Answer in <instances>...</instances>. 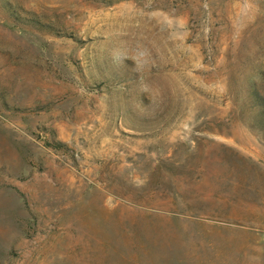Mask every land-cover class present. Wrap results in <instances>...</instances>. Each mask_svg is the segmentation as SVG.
Here are the masks:
<instances>
[{
  "label": "rangeland",
  "instance_id": "rangeland-1",
  "mask_svg": "<svg viewBox=\"0 0 264 264\" xmlns=\"http://www.w3.org/2000/svg\"><path fill=\"white\" fill-rule=\"evenodd\" d=\"M254 92L264 0H0V264H264Z\"/></svg>",
  "mask_w": 264,
  "mask_h": 264
},
{
  "label": "clouds",
  "instance_id": "clouds-1",
  "mask_svg": "<svg viewBox=\"0 0 264 264\" xmlns=\"http://www.w3.org/2000/svg\"><path fill=\"white\" fill-rule=\"evenodd\" d=\"M137 55L143 57V55H144L143 50H139V49H138V51H137ZM112 58H113L114 63H118V64H119V63H122L125 59H128L127 57H125V56H124L122 53H120V52H114ZM131 59H132V61L134 62V69H133V71H135V70H137L141 65H140L139 61L136 59L135 56L132 57Z\"/></svg>",
  "mask_w": 264,
  "mask_h": 264
},
{
  "label": "trees",
  "instance_id": "trees-1",
  "mask_svg": "<svg viewBox=\"0 0 264 264\" xmlns=\"http://www.w3.org/2000/svg\"><path fill=\"white\" fill-rule=\"evenodd\" d=\"M252 99L255 101L254 106H257L258 117H264V97L259 96L257 92L253 93Z\"/></svg>",
  "mask_w": 264,
  "mask_h": 264
}]
</instances>
